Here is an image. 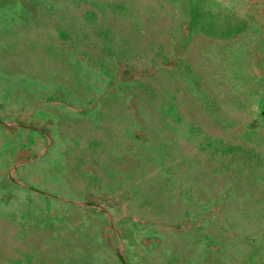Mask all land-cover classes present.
Masks as SVG:
<instances>
[{
  "label": "rangeland",
  "instance_id": "374dc122",
  "mask_svg": "<svg viewBox=\"0 0 264 264\" xmlns=\"http://www.w3.org/2000/svg\"><path fill=\"white\" fill-rule=\"evenodd\" d=\"M0 264H264V0H0Z\"/></svg>",
  "mask_w": 264,
  "mask_h": 264
}]
</instances>
